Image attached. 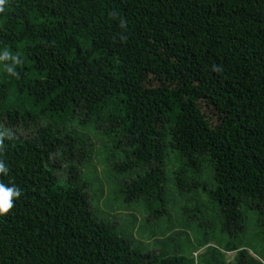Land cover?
I'll list each match as a JSON object with an SVG mask.
<instances>
[{"label":"trees","instance_id":"trees-1","mask_svg":"<svg viewBox=\"0 0 264 264\" xmlns=\"http://www.w3.org/2000/svg\"><path fill=\"white\" fill-rule=\"evenodd\" d=\"M176 2L5 0L0 264H264V0ZM95 155L157 248L97 211Z\"/></svg>","mask_w":264,"mask_h":264},{"label":"rangeland","instance_id":"rangeland-1","mask_svg":"<svg viewBox=\"0 0 264 264\" xmlns=\"http://www.w3.org/2000/svg\"><path fill=\"white\" fill-rule=\"evenodd\" d=\"M169 2H170V5H171V8H172V11L173 10H177V9H179V7H180V5H179V3H177L176 2V0H169ZM182 49H180V51H181ZM88 133V132H87ZM89 136H91L92 137V140H93V142H94V144L97 146V147H99L100 146V144H102L103 142L100 140V139H98L95 135H93V134H91V133H89ZM99 156V155H98ZM97 155H95V157H94V161H93V163H92V168H95V170H96V173H97V178L99 179V182H97V184L99 185V187H97V186H91V188H90V199L92 198H94V199H96V203H97V205H98V210L97 211H99V213L101 214V216L102 217H108V219H110V220H115V222H116V224L118 225V226H120V228H125V227H127L129 224H131V222H132V220H131V217L134 219V217L135 216H133V215H136V217H135V219L137 218V223H136V225L134 226V228L132 229V233H133V236H134V239H135V242H136V244H143L144 246H141L144 250H145V248L147 249V250H151V249H155V248H157V246H158V244H157V240L158 239H160L159 238V236H156V237H154V238H152V239H150V238H147V237H142V235L141 234H147L148 236L151 234V232H152V230L154 229V230H157L158 228H160L158 225L156 226V222H155V220H154V222H151V221H149L148 223H142L143 222V220L144 219H146V218H148V213H146L145 214V216L144 215H142L139 211H138V209H136V206H135V204L130 208V209H128V207H126L125 206V204H124V200H120L119 198H117V196H118V192H119V188L118 187H111V184H109V182L106 180V178L104 177V175H103V172H104V168H105V166L104 165H102V163H101V160H100V158L98 157ZM209 166V165H208ZM205 170H207V166L205 167ZM168 173H169V171H168ZM138 174H137V172H134V177L135 176H137ZM169 178H170V175L168 176ZM113 179H114V177H112ZM126 178H124V179H122V183L124 182V180H125ZM171 179H173V177L171 176ZM96 182V181H95ZM98 188H100V189H98ZM202 191H204V190H200L199 191V194H201V193H203ZM112 192V193H111ZM170 192H171V195H173V196H175V201L177 202V200H179L178 199V194L176 193V189H172V190H170ZM200 200H203L204 201V198H200ZM197 201V200H196ZM190 202V201H189ZM196 203V202H195ZM210 203V202H209ZM186 204H187V206L189 207V208H193L194 207V205L195 204H192V203H189L188 204V202H186ZM211 203L208 205V207L211 209V208H213L214 209V206H212L211 207ZM215 206H216V204H214ZM121 206H123V207H125L126 208V210H124V211H122V210H119L118 208L119 207H121ZM186 206V205H185ZM97 207V206H96ZM217 207V206H216ZM143 209H144V211H145V207H143ZM130 215V216H129ZM247 217H248V220H249V222H248V226H251V224H252V218L250 217V214H248L247 215ZM167 219V218H166ZM124 223H125V227L123 226L124 225ZM153 225H155V226H153ZM123 226V227H122ZM253 228H255L254 226H252ZM253 228L251 229V231H250V234L249 235H251V232H255L254 230H253ZM129 231H131V228H129ZM158 231V230H157ZM183 231H185V232H189L190 234H191V231H189L188 229H185V230H183ZM174 232H176V231H174L173 230V234H167L164 238H168V239H170L171 238V236H173V235H176ZM179 239V238H178ZM254 242H259L260 243V246H261V248L259 247V245L258 246H256L255 244H254ZM253 242V247L254 248H258V250H260L261 251V249L263 248L262 247V243H261V241L259 240V241H254ZM260 248V249H259ZM173 249V248H172ZM205 251V249H202V250H200V251H198V252H196V256H197V254L200 252H204ZM234 256H235V253H229L228 255H227V258H226V264H233V259H234Z\"/></svg>","mask_w":264,"mask_h":264},{"label":"clouds","instance_id":"clouds-1","mask_svg":"<svg viewBox=\"0 0 264 264\" xmlns=\"http://www.w3.org/2000/svg\"><path fill=\"white\" fill-rule=\"evenodd\" d=\"M5 4V0H0V11H3V5ZM9 58L7 50L4 51L3 56L0 59L7 60ZM13 66H6V70L8 73L15 75L14 65L19 64L20 60L16 57H12ZM8 135L7 133H0V138ZM10 138V137H9ZM0 144H2V139H0ZM8 168L5 166L3 161H0V174H7ZM21 195V189L12 184L6 185L3 182H0V215L8 213L13 207V198H19Z\"/></svg>","mask_w":264,"mask_h":264}]
</instances>
